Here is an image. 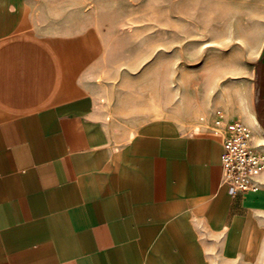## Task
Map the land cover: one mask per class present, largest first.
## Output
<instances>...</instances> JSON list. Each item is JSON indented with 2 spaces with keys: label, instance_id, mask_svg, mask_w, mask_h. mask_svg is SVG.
Masks as SVG:
<instances>
[{
  "label": "crops",
  "instance_id": "obj_1",
  "mask_svg": "<svg viewBox=\"0 0 264 264\" xmlns=\"http://www.w3.org/2000/svg\"><path fill=\"white\" fill-rule=\"evenodd\" d=\"M138 3L0 0V264H264V169L232 194L222 167L234 121L264 155V0L247 1L250 109L200 112L219 131L141 118L160 114L142 69L167 83L176 63L166 29L148 48L117 38Z\"/></svg>",
  "mask_w": 264,
  "mask_h": 264
},
{
  "label": "rangeland",
  "instance_id": "obj_2",
  "mask_svg": "<svg viewBox=\"0 0 264 264\" xmlns=\"http://www.w3.org/2000/svg\"><path fill=\"white\" fill-rule=\"evenodd\" d=\"M134 1L139 3L129 5V13H135L129 14L133 17H129V23L138 31L133 37L117 38L125 40L127 45L139 39V43L143 42L148 48L157 38L152 30L155 27L166 29L161 30L159 36L162 60L169 59L171 45L170 57L176 63L167 83L155 80L152 68L142 69L145 78L140 95L145 99L146 108L152 110L156 106L154 111L160 113L141 117L143 120L176 115L185 118L188 112L197 115L196 125L204 124L219 131L220 127L206 123L208 115L200 112L216 111L219 118L224 116L225 108L231 111L234 104L240 112L250 109L249 80L256 53L247 50L248 0H224L219 35L213 34L217 20L208 18L216 15V0Z\"/></svg>",
  "mask_w": 264,
  "mask_h": 264
},
{
  "label": "built area",
  "instance_id": "obj_3",
  "mask_svg": "<svg viewBox=\"0 0 264 264\" xmlns=\"http://www.w3.org/2000/svg\"><path fill=\"white\" fill-rule=\"evenodd\" d=\"M252 138V131L240 121L224 131L223 179L232 194L254 189L251 177L264 169V155L253 150Z\"/></svg>",
  "mask_w": 264,
  "mask_h": 264
},
{
  "label": "water",
  "instance_id": "obj_4",
  "mask_svg": "<svg viewBox=\"0 0 264 264\" xmlns=\"http://www.w3.org/2000/svg\"><path fill=\"white\" fill-rule=\"evenodd\" d=\"M263 56H264V48H263L262 53L260 55V60L263 58ZM259 96H260V94H259L258 85H256V90H255V102H256V105L258 104V102L260 100ZM258 112H259V109H258Z\"/></svg>",
  "mask_w": 264,
  "mask_h": 264
}]
</instances>
